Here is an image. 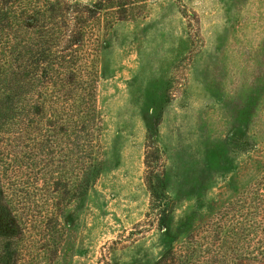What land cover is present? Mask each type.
I'll return each mask as SVG.
<instances>
[{
	"label": "rangeland",
	"instance_id": "rangeland-1",
	"mask_svg": "<svg viewBox=\"0 0 264 264\" xmlns=\"http://www.w3.org/2000/svg\"><path fill=\"white\" fill-rule=\"evenodd\" d=\"M130 1L101 46L102 168L50 264H155L219 213L264 215V0Z\"/></svg>",
	"mask_w": 264,
	"mask_h": 264
},
{
	"label": "trees",
	"instance_id": "trees-1",
	"mask_svg": "<svg viewBox=\"0 0 264 264\" xmlns=\"http://www.w3.org/2000/svg\"><path fill=\"white\" fill-rule=\"evenodd\" d=\"M132 4L0 0V264H50L63 209L97 179L102 41ZM149 182L166 227V179ZM249 213H219L155 264H264V215Z\"/></svg>",
	"mask_w": 264,
	"mask_h": 264
}]
</instances>
